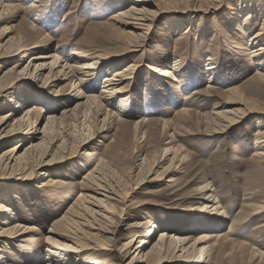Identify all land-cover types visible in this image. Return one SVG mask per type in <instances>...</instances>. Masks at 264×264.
Instances as JSON below:
<instances>
[{
	"label": "rangeland",
	"instance_id": "374dc122",
	"mask_svg": "<svg viewBox=\"0 0 264 264\" xmlns=\"http://www.w3.org/2000/svg\"><path fill=\"white\" fill-rule=\"evenodd\" d=\"M153 1L161 6L176 5L169 8L184 12L178 11L174 16H158L141 46L134 47L133 51L123 56L108 55L114 60L108 65L110 70L123 68L127 64L135 65L133 80L136 84L128 89L129 92L120 93L124 96L129 93L130 96L126 97L124 106L128 112L124 118L129 124L119 128L112 117L100 131L99 126L102 125L104 114L91 113L84 123H73L71 120L70 129L62 125L61 128L54 127L53 130L57 132L63 131L61 135L72 133L71 139L74 143L82 141L89 133H94L95 139L86 147L91 154L83 153L85 147H77L72 163L56 166L55 173L59 174L57 178L65 183L59 182L55 187L41 186L42 181L47 180L46 174L41 173L29 180L28 185L13 183V188L8 185L12 196L10 203L17 214L13 220L34 226V231L24 237L25 241L15 239L1 246L6 251L4 260L8 263H29L22 246L31 245L34 249H40L42 259L47 255L45 236L48 229L78 194L84 191L81 190L79 182L90 169L98 167V163L103 159V164H106L101 165V172L98 170L99 182L107 186L117 184L122 190H129L127 203H109L110 210L114 211L112 214L108 213L114 216L110 223L114 232V251L109 253L114 264H128L130 252L122 247V243L129 241L135 231L140 237L146 231L144 227H129L128 222L133 219H138V222L149 220L150 223L146 226L150 225L151 221L156 222L158 228L153 235L154 240L160 231L178 233L190 238L199 236V231L205 230L195 229V220L197 221L201 214H213V218L220 220L222 216L219 218L217 213H211V210L206 213L200 211L204 203L201 190L206 184L213 190L212 195L220 199V206L227 212L220 222L222 227L216 228L220 233L226 234L225 244H221V240L215 243L211 248V263L207 264H264V261L251 257L249 248L253 245L254 248L264 251V211L253 214L254 206L264 195V181L255 182L249 173L256 168L251 157L254 150L253 139L259 123L264 128V116L260 115L262 118L260 117L258 123L255 114L247 115L230 125L224 132L217 133H208L202 119V114L210 111L223 107H240L229 103L228 100L234 99L237 94L243 102L249 98L258 108L264 110V77L254 75L256 71L264 73V56L260 59V65H256L255 59L259 56L251 57L249 54L252 46L260 44L264 55V0H251L239 5V0H215L213 6L216 8L211 7L212 11L205 10L209 2L203 1L201 10L193 13L187 10L191 6L188 0ZM1 3L14 5L3 11L4 13L0 11V44L17 30L28 33L30 37L42 38L43 42L39 43V47L22 55V66L29 62L31 53H53L57 47L62 61L60 64L69 59L75 48L82 52V56L78 54L71 57L81 56V61H91L95 56L108 52L117 54L123 44L122 34L116 29L118 24H110L109 17L131 7V0H0ZM193 4L197 7L199 3L193 1ZM235 8L242 10L238 16L233 14ZM67 12L70 14L66 15ZM247 13V20H244ZM171 21H177L181 28L186 27L185 32H177L176 27L169 26ZM243 21L246 25H243ZM31 23L36 25V28H30ZM10 26L13 29L8 31ZM258 32L262 34L260 40L251 44L249 38ZM13 60L16 59H0V76L10 67ZM174 62L178 64L176 71L181 69L182 82L173 81L171 75L166 74L164 75L168 78L167 82L159 81L156 65L164 67L166 63L167 66H172ZM209 62L212 67H217L215 78L210 81L208 73L204 71L206 63ZM149 66H154L153 70ZM169 70L173 71L172 68ZM106 72L105 68L98 71V76L94 79L96 91L101 89L103 75L109 71ZM69 84L67 79H61L50 86L42 87L41 80H24L19 86L8 89L3 96L0 95V114L12 108L6 106L5 102L18 93L21 95L24 89H33L41 94L26 106L36 107L33 118L36 120L35 126L41 130L47 116L60 115L63 110L75 106V90ZM162 84L167 88L166 96L159 90ZM34 85H40L41 89H35ZM210 86L212 88L206 90ZM232 86L236 87L235 92H223ZM194 91L202 93L193 94ZM189 95L191 96L188 97ZM117 102L118 99L114 98V104L108 108L114 110ZM181 107L191 109L194 115L191 122H182L177 116L176 110ZM22 110L23 107H20L16 115L21 114ZM13 117H9L8 123L14 122ZM142 118L154 121L143 125L139 135H136L132 124ZM165 121L169 126L164 128L162 126ZM165 133H168V137ZM40 136L41 134H38V137ZM29 141L30 139L24 140L23 149ZM11 143L0 142V151ZM163 147L178 148L179 154L188 156L181 162L174 161L175 171L166 180L136 185L140 179L132 175L137 173L140 159L146 154L150 159H157L162 155ZM69 149L65 151L69 153ZM167 163L168 161L160 167H155L154 174H158ZM5 176L11 175L5 173ZM151 177L153 175H150L148 180ZM3 183L0 182V191L7 187ZM256 190L259 191L253 194ZM100 191L104 193L103 190ZM14 194L17 197H13ZM93 195L106 198L101 194ZM211 243H214V240L210 241ZM113 256L116 258L113 259ZM77 257L81 259L83 254L80 253ZM177 259L178 264H187L185 259Z\"/></svg>",
	"mask_w": 264,
	"mask_h": 264
},
{
	"label": "bare ground",
	"instance_id": "6f19581e",
	"mask_svg": "<svg viewBox=\"0 0 264 264\" xmlns=\"http://www.w3.org/2000/svg\"><path fill=\"white\" fill-rule=\"evenodd\" d=\"M188 1L191 6L187 8V10L192 13L201 10L200 7L203 1L209 2L205 10L211 7L216 8V6H213L215 0ZM193 1H198L199 4L197 7L193 4ZM239 1L237 2L238 5L239 3L251 0ZM252 2H254V0H252ZM13 5L14 4L1 3V13H4L3 11H7L8 8H11ZM33 6L37 5L33 4ZM170 6L176 5L165 4L161 6L153 0H131L130 8L119 13H114L109 17V21L111 20L110 24H118L116 29L118 28L119 32L122 34L121 39H123V44L119 48L117 54L108 52L103 55L95 56L91 61L79 60L82 56V52L75 48L71 52V55L76 56L80 54L81 56L77 58L71 57L70 55L68 57L69 59L60 64L62 61L57 47L53 53L41 51L31 53L28 57L29 62L25 66H22L20 62L22 55L30 49L39 47V43L43 42L42 38L37 39L36 37H30L28 33L17 30L15 34L8 36L5 41L0 44V59L8 57L16 59L13 60L10 67L0 76L1 96H3L5 92H8V89H13L15 85L19 86L24 80H30L32 78L41 80V86L44 87L45 85L50 86L58 80L67 79L71 87H74L75 93L73 98L76 102L74 107L63 110L60 115L52 114L47 116L41 130L35 126L36 120L33 118L36 107L31 105L26 106L29 101L39 98L37 96L41 93L33 89H24L21 91V95L20 93L17 95L12 93L15 96L7 103L5 102L6 106H12V108L0 114V142L12 143L4 146L0 151V174H2L0 175V182H4L3 184L7 186L0 191V264L4 262H6L4 264H10L4 260L7 256L6 251L1 247L4 243H10L15 239L25 241L24 237L34 231V226L26 225L18 220H13L16 218L17 214L12 203H10L12 201V196H10V190H8L10 188H8V185L13 183L28 185L29 180L41 173V175L46 174L47 177V180L42 181L41 186L55 187L59 182L61 184L65 183L60 181V178H57L59 174L55 173L57 172L55 171L57 168L56 166L68 162L72 163L74 161L73 154L77 147L81 149L85 147L83 153L86 152V155L91 154L86 147L95 139L94 133H89L82 141L74 143L75 141L73 142L71 139L72 133L71 135L70 133L61 135L62 130L57 132V130H53L54 127L61 128L62 126H68V129H70L71 120H73V123L77 121L82 123L91 113L95 115L104 114L102 125L99 126L100 131L103 130L106 121L112 117L117 122L119 128L129 124L124 118V115L128 113L124 109V106L126 104V97L129 96V93H127V95L125 94V96L120 93H123V91L129 92L130 90L128 89L136 84L135 80H133L135 65L127 64L123 68H114L110 70V66L108 65L114 60L110 59L111 57L108 55L123 56L129 51H133L134 47L141 46L158 16L162 14L174 16L178 13L179 10L169 8ZM209 11H212V9ZM241 11L240 8H237L233 11L235 13H232L238 16ZM69 14L70 12H67L66 15ZM248 14L249 13H247L244 20H247ZM169 23V26L177 28V32H185L186 30V27L181 28V25L177 24V21H171ZM262 24L264 25V19ZM243 25H246L244 21ZM29 27L34 29L36 25L31 23ZM12 29L13 28L10 26L8 31ZM261 35L262 34L258 32L250 37L251 44H253L254 41H259ZM250 49L249 54L251 57L259 56L255 59V64L260 65V59L264 56L261 52L263 47H260V44H255ZM164 64V67H158V65H156L157 67L155 70L157 71V79L164 83L167 82L168 78L164 75L166 74L171 75L173 81L181 83L183 80L181 78V69L178 71L175 69V67L178 69V64L176 62H174L172 66H167L166 63ZM211 65V62L206 63V67L204 68V71L208 73L209 81L215 78L214 73H216L217 70L216 66L212 67ZM101 68H105V72H109L103 75L102 87L99 91H96L94 79L98 76V71ZM149 68L153 70L154 66H149ZM170 68H172L173 71L169 70ZM254 75L260 76L261 78L264 77V73L260 71H256ZM118 84L121 85L117 86ZM39 86L34 85V88L41 89ZM210 88L212 87H207L206 90ZM159 90H161L165 96L166 94L168 95L167 88L164 84L159 87ZM235 90L236 87L232 86L226 88L223 92L230 94L235 92ZM195 93L202 92L194 91L193 94ZM114 98L118 99V102L117 105L115 104L117 107L112 110L108 108V106L114 104ZM228 100L230 101L229 103L236 104L240 107H235L233 109L223 107L217 111H210L207 114H202V119L205 122L206 128H208V133L224 132L230 125L247 115L255 114V119L258 120V123L262 118L260 115L264 116V110L258 108L249 98L243 102L239 94H237L234 96V99L228 98ZM20 107H23L22 113L16 115ZM176 114L180 117L181 121L185 123H189L194 119L193 112L188 107L177 109ZM11 116H14V122L8 123L9 117ZM82 118L83 120H81ZM152 121L154 120H146L144 118L140 121H135L132 124L134 134L136 133V135H139L142 126ZM166 126H169L167 121L164 122L162 127L165 128ZM106 127H108V125ZM38 134H41V136L38 137ZM165 134L168 137V133ZM26 139H30V141L26 145V148L23 149V142ZM253 143L254 150L251 157L253 163L256 164V168H254L255 170L249 171V173L255 182H263L264 128L260 126V123L254 133ZM67 145L70 147H67ZM68 148H70L69 153L65 151V149ZM162 149H164L162 155L155 160L150 159L147 154L140 159L137 173L132 175V177L135 176L136 179H140L136 182V185H143L148 181L161 182L166 180L172 172L175 171V169L173 170L174 161L178 160V162H181L188 156V154H179L178 148L163 147ZM78 153L80 152L78 151ZM169 154L172 155L168 158L167 155ZM164 161H168V163L158 174H154L156 173V171H153L154 168L162 166L165 163ZM102 164L103 159L98 163V167L88 171V174L79 182V184H81V190L84 191L79 193L65 212L51 224L45 236V244L47 246L45 250L47 255L42 259L40 249H34L31 245L22 246L24 249L23 253L27 261H29L27 264L31 262H34L33 264H114L112 258L109 256V253L114 251V243H112L114 232L110 228V223H112L114 216L112 217V215L108 214H112L113 211L110 210L111 205H109V203H111V201L121 202L122 204L125 203L128 201L129 190L124 191V189L122 190L117 184L113 186L101 184L99 182V174L102 170ZM99 169L100 172H98ZM5 173H10L11 176H5ZM16 174L22 176H17ZM150 175H153V177L148 180ZM10 187L13 188L14 185ZM100 190H103L102 192L104 193H101ZM258 191L259 190H256L253 194H256ZM212 192L213 190L211 191L207 184L202 188L201 199L204 200V203L200 211L206 213L211 210V213H217L216 216L222 217L219 220L217 217L213 218V214H201L197 221L194 219L196 225L195 229H205L199 231V236L197 237L190 238L178 233L169 234L166 231H160V234H157V239L154 240L153 235L158 228L156 222L151 221V224L148 226H146V224L150 223L149 220L144 222L139 220L138 222V219H133V221L128 222L129 227H144L146 230L141 234V237L139 236L140 234L138 235L135 231L129 241L122 243V247L130 252L128 264H178L177 258L185 259L187 264L211 263V248L214 247L215 243H218L219 240H221L220 243L223 244L227 238L226 234L220 233V230H217L222 227L220 222L223 217H226L227 212L225 209H222L220 206V199L213 196ZM94 193L101 194L106 198L97 197V195H93ZM25 195L28 197V193ZM13 197H17V195L14 194ZM254 205L255 204H253V206ZM253 209V214L264 211V195H262V199L258 201V204L255 205ZM232 224L233 222L230 223L229 229ZM211 228L217 229L211 231L207 230ZM212 240H214V243L210 244ZM249 248L251 249V251L250 249L249 251L252 258H258L259 261H264V251L254 248L253 245L249 246ZM80 253L83 254V258L81 259L77 257ZM114 258H116V256H113V259Z\"/></svg>",
	"mask_w": 264,
	"mask_h": 264
}]
</instances>
